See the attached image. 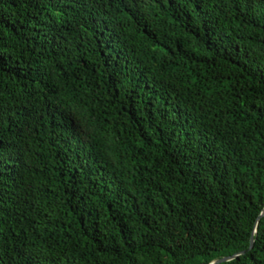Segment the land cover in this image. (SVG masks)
Segmentation results:
<instances>
[{"label": "trees", "instance_id": "trees-1", "mask_svg": "<svg viewBox=\"0 0 264 264\" xmlns=\"http://www.w3.org/2000/svg\"><path fill=\"white\" fill-rule=\"evenodd\" d=\"M263 210L264 0H0V264H264Z\"/></svg>", "mask_w": 264, "mask_h": 264}, {"label": "water", "instance_id": "water-1", "mask_svg": "<svg viewBox=\"0 0 264 264\" xmlns=\"http://www.w3.org/2000/svg\"><path fill=\"white\" fill-rule=\"evenodd\" d=\"M262 215H264V210H263L262 213H261V216H262ZM259 219H260V217L258 218V220H259ZM257 224H258V221H257V223H256V227H257ZM254 232H256V228H255ZM254 243H255V241H254V239H252V241H251V247H250L249 250H251V249L254 247ZM247 252H248V250H247V251H244V252H242V253H240V254L234 255V256H232V257H226V258H223V259H221V260H217V261H215V262H212V264H221V263H224V262L232 261V260L236 259L237 257H239L240 255H244V254H246Z\"/></svg>", "mask_w": 264, "mask_h": 264}]
</instances>
